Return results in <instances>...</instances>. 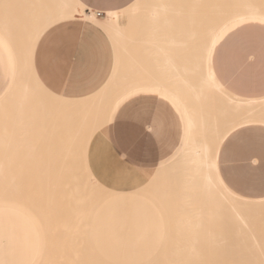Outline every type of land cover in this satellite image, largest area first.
<instances>
[{
  "label": "bare ground",
  "instance_id": "1",
  "mask_svg": "<svg viewBox=\"0 0 264 264\" xmlns=\"http://www.w3.org/2000/svg\"><path fill=\"white\" fill-rule=\"evenodd\" d=\"M218 1L226 5L223 7ZM232 1L233 6L228 7L227 3ZM256 2L259 0H133L122 9L107 11L100 19L90 11L83 13L79 0H11V4L15 3L12 15L6 14L7 0L6 4L1 2L6 11H2L5 16L0 15V42L10 54L11 64L15 60V74L12 73L10 85L0 91V206L17 208L35 222L41 248L31 264H37L48 252L42 258L45 263L41 259L40 264H53L58 259L57 249L62 250L64 245L67 247L63 250L69 249L70 256L62 257L65 263L58 259L59 264H113L101 258L96 261L92 258L93 262L83 259L87 255L92 257L85 252L93 249L96 250L92 253L99 252L101 241L109 238L118 221L111 216V208L128 205L131 208H188L195 211L196 227L205 217L210 221L209 264H264V197L245 198L231 192L218 175L216 160L220 143L233 129L250 123L264 124V119L252 118L264 109V97L243 98L229 93L215 79L209 64L214 39L224 27L245 18L264 20V0ZM72 19L92 24L107 42L112 56L111 69L101 85L81 95L55 92L43 82L35 67V51L43 34L53 25ZM11 25L15 26V58L9 37ZM125 43L141 46L140 53H128L133 59L141 56L135 65L151 63L143 66L144 71L141 66L136 67L143 71L138 78H133L136 72L133 76L126 71L127 67L125 70L120 66L128 61L123 57V51L128 48ZM118 47H121L120 53ZM144 56L147 61H141ZM120 57L124 58L123 62ZM130 74L132 77L127 79ZM144 90L157 92L178 106L185 120V135L178 150L165 160L166 168L157 165L155 176L143 186L116 192L101 186L90 174L86 165L87 145L92 135L109 123L122 99ZM213 92L220 101L217 107L221 118L224 119L229 108L236 112L245 107L246 113L239 120H226L227 128H221L223 121L217 120L220 117L207 112ZM15 114L23 115L18 119L22 126L35 124L38 128L35 133L28 128V136L20 134L17 144ZM63 126L72 139L65 153L61 149ZM16 149L22 150L23 163L34 162L31 179L37 181L34 194L29 188L35 187L33 184L27 188L28 192L15 190ZM160 167L161 171L165 169L161 175ZM56 213L62 215L64 222L68 218L67 222L60 225ZM61 226L67 228L65 235L69 236L65 238L63 234L64 242L53 250L55 244L47 239ZM75 233L78 237L73 236ZM79 233H84L85 242ZM74 237L83 240V248ZM198 248L195 238L179 245L177 251L181 255L186 251L194 255L191 264L196 261L198 264ZM82 255L85 257L81 258ZM79 257L85 263H78Z\"/></svg>",
  "mask_w": 264,
  "mask_h": 264
},
{
  "label": "crops",
  "instance_id": "2",
  "mask_svg": "<svg viewBox=\"0 0 264 264\" xmlns=\"http://www.w3.org/2000/svg\"><path fill=\"white\" fill-rule=\"evenodd\" d=\"M79 1L86 12L100 19L107 11L122 9L133 0ZM99 34L92 24L78 19L50 27L35 51V67L43 82L65 95L86 94L98 88L112 65L107 42ZM0 45L4 47L1 42ZM6 53L10 56L7 50ZM209 64L215 79L229 93L243 98L264 97V20L245 18L224 27L214 39ZM137 99H153L170 105L181 130L178 148L185 135L183 114L167 97L144 90L122 99L111 121L92 135L86 149V165L94 180L116 192H129L147 183L161 158L155 132L138 117L123 110ZM256 124H244L228 133L219 145L216 158L217 172L224 185L234 194L252 199L264 197V176L250 179L241 187L238 181L224 173L221 159L222 144L233 132L251 133L249 142L256 144L248 147L264 148V124ZM256 164L257 160L253 159L250 169L260 170ZM38 250L39 241L32 222L15 208L0 206V264H31Z\"/></svg>",
  "mask_w": 264,
  "mask_h": 264
},
{
  "label": "rangeland",
  "instance_id": "3",
  "mask_svg": "<svg viewBox=\"0 0 264 264\" xmlns=\"http://www.w3.org/2000/svg\"><path fill=\"white\" fill-rule=\"evenodd\" d=\"M0 1L2 3L6 2V0H0ZM10 1L7 0L8 6H5L6 4L5 3L4 4L5 7L0 2V5H1L0 15L3 14V16H5L4 12L6 10L9 12V13L6 12V14L12 15V13L14 12L12 9L15 7V3L11 4ZM12 2H14V0H12ZM219 2L220 1H218V3ZM259 2H256V3H259ZM227 4H228V7H232L233 1L232 3H227ZM9 5L10 6L12 5L13 7L11 6V9H10ZM219 5L225 6L226 2L224 4L220 2ZM3 7L7 9L5 10ZM2 8L4 10H2ZM11 11L13 12L10 13ZM82 12L85 14L88 13L84 10V8H82ZM122 21H125V20L123 19ZM13 26L11 25L10 26L11 28L9 27L10 28L9 37H10V40L12 39L11 40L13 44L12 46L14 47L13 58H15V28H13ZM195 28L197 29V27ZM129 45L130 44L125 43V47L128 46V48L126 47L125 49L127 50L129 49L128 50L129 52H126L127 54L128 53L132 54L131 51L133 52V54L134 52L135 54L140 53V50L138 49H140L141 46L138 43L135 45H130V46ZM120 48L121 47L117 48L118 53H120L119 52ZM125 51H123L124 52L123 54H125L123 55V57H125V59L127 58L128 61H126L125 63H120L121 64L120 66L124 67L125 70L127 67L128 69L126 71H128V73L131 72L132 75L136 72L137 76L135 75L136 77H133V78L140 77L138 75H142V72L146 69L143 66L151 64L150 61L146 62L147 64H144V65L139 64L141 68L143 69V71L142 69H138V68L136 69L138 65H135L134 62H136V59L139 60L138 58H140L141 56L140 57L138 56L136 59H133V56H132L133 54L126 55ZM119 55L122 56V52ZM9 57L10 56L7 55L5 48L2 45H0V91L7 88L10 85L11 80L13 78L12 73L14 72L15 74V60H13V64H11L10 63L11 58L9 59ZM130 57L134 60L133 62H131L132 60H130L131 59ZM120 58L123 62L124 58L123 59L122 57ZM141 61H147L145 56L143 59H141ZM136 63L138 64V61ZM139 63H142V62H139ZM131 64L133 65L130 66ZM140 66L138 67L140 68ZM155 69H154L155 74H157L158 71L156 72ZM126 73L127 72H125V74ZM131 74L128 75L127 79L129 77H132ZM159 75L160 74L158 73L157 76ZM215 95L218 96L216 93L213 92L211 99L208 100L211 106L209 108L206 105L205 110L209 108L210 111H207V112L208 113L210 112V115L212 114L217 118L220 117L221 120L219 118L217 120L219 121V123L220 121L221 122L223 121V124L221 123L222 126L219 124L221 128L222 127L223 129L227 128V125L225 122L226 120H229V121L239 120L242 117V115L246 113L245 107L238 109V111L236 112H233V110L229 108L227 114L224 115L225 117L222 115L225 119L224 120L223 118H221V116L218 115L219 107H217V105L219 106L220 101H218L219 100L218 97L217 99H215ZM213 106L214 108H212ZM211 108L214 110L213 112ZM123 110H125L127 114L129 115L138 117L140 120L145 122L155 132V134L157 135V138L159 139V143L161 146V158L157 165L158 166L162 165V167L166 168V161L164 162V160L169 155H171L174 150L178 148L180 144V135H181L178 118L176 114L173 112L170 105L163 103V102L155 101L153 99H137L131 102L130 104H128ZM112 114H111V117H112ZM22 116H23L22 114L21 115L15 114V144H17V138L20 134H24V136H28L29 134L28 128H30L31 133H35L38 129L37 126H35V124L29 125V126H22L21 122L18 120ZM111 117H110V121H111ZM252 118L253 119H264V109H262L260 112L258 111L256 114H253ZM259 124L261 123H258L256 125H259ZM246 135L248 136V138H245ZM251 135H252L251 133L245 134V133L233 132L222 144L224 153L222 154L221 168L224 171V173H226L227 176H231L232 178H234L236 181H238L240 185L244 184V182H248L250 179H256L258 176H264V148L248 147L249 145L256 144V143L249 142L250 140H252L250 138ZM71 140L72 139L69 138L63 126L61 130V149L63 150V153H65V150L70 149L68 145L70 142H72ZM21 154H22L21 149L15 150V190L17 189L18 191L20 190L22 192L24 190L25 192H28L30 189L26 191L27 188L30 185L32 186L33 184L35 187H29V188H31L30 191H32V193L34 194L36 192V184H37V181H32L33 180L32 177H34V171H33L34 162L26 161L25 163H23ZM253 159L257 160L256 165L258 166L260 170L250 169L249 165L251 164V161ZM158 166L154 168L151 176L149 177V180L151 179V177L155 176L156 172L159 169ZM162 167H160V171ZM164 168L160 172V175L165 170ZM37 189H39V187ZM51 210L53 211V209ZM15 211L24 214L32 222L37 232L38 241L40 243V234H39L38 228L36 227L35 222L23 211L17 208H15ZM110 214L112 217L118 218V221L115 222V227L113 228L112 232L109 234V238L105 240L106 242L101 241L100 243L101 249L99 250V252L97 251L98 254L97 252L92 253L93 250H96V249H93L94 248L93 246L90 248L93 250L85 252V254L89 253L92 257H89V255H87V257L82 255L83 257L81 258L85 257L83 260H89L90 262L92 258L95 261L96 259L101 258L102 260L104 261L108 260L112 262L113 264H191L192 262H194L193 260L194 255L188 254L187 251L181 255L177 251V247L181 244L185 245L187 242L196 238L198 242V246H199L198 249L200 250V255H199L200 259L198 260V264H209L208 251H207V248H208L207 247L208 246L207 244L208 236L207 235H208L210 221L205 219V217H202V219L200 220L201 221L200 226L199 227L194 226L195 220L197 219V217L194 215L195 211L188 210V208H131V206L128 205L127 208H111ZM56 215L59 216L57 221L58 222L60 221V225H63L64 219L62 215L58 213H56ZM67 219L65 220V222H67ZM68 225L69 224H67L66 227H69ZM57 226H59V223ZM61 227H57L55 230L58 229V232L55 231L54 234L55 233L56 234L53 235L52 237L50 236L51 237V238L49 237L50 239L49 238L47 239V241L49 240L50 243L52 241L53 245L55 244L54 246L52 245L53 250L57 248L59 243L60 244L58 248H60L62 242H64L62 235L63 234L65 235V232H67L65 230L67 228L65 227L64 229L62 227L64 229V232H63V229H61ZM59 229H61L62 232L59 231ZM83 234L84 233H82V235ZM77 235L78 233H75L73 236H77ZM79 235H81V233H79ZM82 235L80 237L83 238ZM68 236L65 235V238L66 237L68 238ZM54 237H56L55 243H53L55 240L54 241L51 240ZM80 237H79V240H77L74 237V240H77V242L79 241L81 242L84 240L85 242L86 236L85 238H83V240ZM58 239L61 241H59ZM49 242L48 244L50 245ZM66 242H68V240ZM82 243L83 242H81L80 245L78 243L77 245L83 248L84 246L83 244L85 243L83 244ZM64 246L67 247V245H64ZM40 248H41V243L39 244V249ZM63 249L62 250L57 249L56 254L59 250V252H61L59 254L61 255L62 251H64V255L62 254L60 256L59 254L56 255L55 253H53L52 254L53 258H55L54 257V254H55V256H57L58 259L62 261L61 260L62 257L70 253L69 249H67V251ZM82 253L84 254V252ZM48 254L49 252L47 253V256ZM68 255H67V258H68ZM94 255L95 256L98 255V257L97 256L95 257ZM44 256L45 255L43 254L41 256V259ZM181 257H183V260L181 259ZM81 258L79 257L80 260L79 259L77 260L78 263L83 262ZM41 259L38 261L37 264H40L42 262ZM58 259H54V263L55 262L57 264L61 263V262H57ZM43 261L45 263V260ZM62 262L65 263L66 261H62ZM83 263H85V261ZM196 264H197V261H196Z\"/></svg>",
  "mask_w": 264,
  "mask_h": 264
},
{
  "label": "built area",
  "instance_id": "4",
  "mask_svg": "<svg viewBox=\"0 0 264 264\" xmlns=\"http://www.w3.org/2000/svg\"><path fill=\"white\" fill-rule=\"evenodd\" d=\"M98 15H99V13H98Z\"/></svg>",
  "mask_w": 264,
  "mask_h": 264
}]
</instances>
